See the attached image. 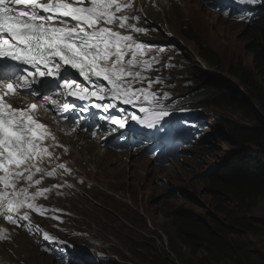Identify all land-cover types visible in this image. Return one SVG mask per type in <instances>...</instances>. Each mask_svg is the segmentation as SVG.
Instances as JSON below:
<instances>
[{
    "label": "rangeland",
    "instance_id": "rangeland-1",
    "mask_svg": "<svg viewBox=\"0 0 264 264\" xmlns=\"http://www.w3.org/2000/svg\"><path fill=\"white\" fill-rule=\"evenodd\" d=\"M159 5L161 8L152 7L158 16L156 21L152 20V23L145 18L148 27L154 26L159 34L153 31L147 35L140 33V42L150 48L146 58L156 57L158 61L152 65V73L159 67L168 36L175 38L182 48L181 59L186 67L184 81L192 83L187 89L197 96L200 105H205L202 107L207 113L204 145L174 165L160 166L146 157L118 154L108 145L79 142L76 140L79 136L63 137L67 151L72 148L71 153L66 151L65 162L87 182L77 185L76 191L58 203L74 214L72 227H80L81 232L88 233V239L95 237L110 243L115 254L126 264H181L179 254L188 255L189 250L182 247L177 238L176 225L180 220L175 216L179 210L192 213L200 222H220L228 232V226L223 216L216 213V203L204 184L223 163L246 152L248 147L236 137L238 129L264 125L260 124L257 112L250 110L249 103L242 106L237 102L234 108L213 106L210 100L214 92L208 85L214 78L228 81L248 99L232 72L242 68L259 82L254 51L262 43V31L256 26L224 20L198 0H166ZM184 30L187 34L183 33ZM199 44L206 49L211 65L201 59ZM110 155H114L111 162ZM64 180L63 183H69L68 178ZM90 208L95 214L89 213ZM262 216L264 198L251 215L255 220ZM255 240L264 248V237ZM193 252L191 249L190 253ZM3 255L10 261H5L6 264H58L42 255L23 235L15 245L5 247ZM188 261L197 264L192 256H188Z\"/></svg>",
    "mask_w": 264,
    "mask_h": 264
},
{
    "label": "snow or ice",
    "instance_id": "snow-or-ice-1",
    "mask_svg": "<svg viewBox=\"0 0 264 264\" xmlns=\"http://www.w3.org/2000/svg\"><path fill=\"white\" fill-rule=\"evenodd\" d=\"M233 2L253 5L257 0ZM224 14L231 18L230 12ZM142 19V9L136 7L135 0H0V218L18 227L27 222L29 232H40L31 224L30 213L62 211L36 203L62 187H42L43 180L71 174L65 163L51 167L60 159L55 148L63 146L37 119L41 105L14 106L10 100L40 96L55 107L56 100L45 93L58 89L82 101L107 98L138 108L142 116L132 113L130 119L148 129L170 116L164 103L169 94H160L152 87L161 79L144 75L158 61L156 57L145 58L150 48L133 35L150 30L138 26ZM34 84L40 87L33 88ZM69 107L64 103L60 111ZM95 107L108 112L116 104ZM108 119L124 128L129 116ZM50 218L60 219L55 215ZM6 232L0 228V239ZM43 239L66 245L47 232H43ZM70 264L87 262L72 260Z\"/></svg>",
    "mask_w": 264,
    "mask_h": 264
},
{
    "label": "trees",
    "instance_id": "trees-1",
    "mask_svg": "<svg viewBox=\"0 0 264 264\" xmlns=\"http://www.w3.org/2000/svg\"><path fill=\"white\" fill-rule=\"evenodd\" d=\"M258 28L263 33L262 43L254 51L259 82L242 68L234 70L232 75L257 108L249 106L251 111L257 112L258 120L262 124L264 22L258 24ZM183 33L187 34V31L184 30ZM199 45L201 59L211 65L206 49ZM208 85L209 90L214 92L213 97L210 93L213 106L234 108L237 102L242 106L249 105L243 93L233 83L214 78ZM236 137L248 147L246 152L223 163L204 184L209 188V194L216 203L215 211L223 216L228 232L220 222H200L192 213L179 210L175 216L180 220V224L176 225L177 238L182 242V247L189 250L188 255L179 254L181 264H190L188 256L196 258L197 264H264V248L253 241L255 238L259 240L264 237V216L259 220L251 217L260 200L264 198V128L262 125L252 129L240 128ZM226 205L229 208H224ZM88 211L93 214L91 208ZM191 249L193 253H190Z\"/></svg>",
    "mask_w": 264,
    "mask_h": 264
},
{
    "label": "clouds",
    "instance_id": "clouds-1",
    "mask_svg": "<svg viewBox=\"0 0 264 264\" xmlns=\"http://www.w3.org/2000/svg\"><path fill=\"white\" fill-rule=\"evenodd\" d=\"M142 1L139 0L138 3ZM166 0H155L152 5L146 4V8L157 7L159 3ZM202 5L208 7L212 12L219 14L224 20L230 21L235 24L245 26H256L264 22V0H257L253 5H240L239 3L233 2V0H198ZM138 3L136 7L139 8ZM225 12H230L231 18L225 15ZM143 19L145 23L144 12L142 11ZM241 16L244 18L241 19ZM252 17V19H251ZM147 24V23H146ZM150 32L159 31L154 26L148 27ZM163 60H161L159 77L162 81L167 78L168 82L165 83L163 91H159L160 94L168 93L169 99L166 100V105L170 112L169 117H165L164 121L157 126L160 133L163 134V139L158 145V136L152 137V143L148 144V148L143 149L145 151L144 156H139L133 153H118V154H130L131 156L146 157L149 161H152L160 166H171L178 162L180 159L193 154L192 150L200 145H204L205 138L207 135V124H206V110L205 105H200V101L197 100V96L187 89L192 83L184 81L183 71L185 66L184 61L181 59L183 51L178 45L175 38L167 37L164 41L163 48ZM170 53H174L172 56ZM172 69V70H171ZM248 103L253 104L250 99H247ZM198 105V106H197ZM251 105V106H252ZM255 106V105H254ZM253 108V106H252ZM255 109H257L255 107ZM263 118V117H262ZM142 128H145L144 126ZM138 139L145 140L143 136ZM100 143V142H98ZM101 145V143H100ZM102 146V145H101ZM158 146V151L154 152ZM109 148V147H108ZM117 153V152H116ZM83 178V176H82ZM93 214L94 210L91 208ZM72 213V212H71ZM74 216V214L72 213ZM75 217V216H74ZM85 220V218H82ZM74 219H72L73 222ZM41 230L51 235H57L62 238L60 233L68 231L64 239L69 244V249L62 248L56 249L55 247L48 244L44 239L37 238L39 244L34 243L26 234V228L23 230L17 229L18 234L16 236H26L29 238L37 247L38 251L47 257L52 258L58 264H70L72 260H83L87 264H126L122 261L118 255L115 254V249L107 241L91 237L90 239H82L86 232H81V228L72 227L58 222H34ZM57 225L61 230L54 228ZM63 230V231H62ZM17 243V242H16ZM16 243L6 244L1 248L0 252V263L5 257L3 255L5 247L15 245ZM98 244L101 246L99 247ZM84 247V248H83ZM65 254V256L62 255Z\"/></svg>",
    "mask_w": 264,
    "mask_h": 264
},
{
    "label": "bare ground",
    "instance_id": "bare-ground-1",
    "mask_svg": "<svg viewBox=\"0 0 264 264\" xmlns=\"http://www.w3.org/2000/svg\"><path fill=\"white\" fill-rule=\"evenodd\" d=\"M164 2V1H163ZM171 2V1H170ZM138 6H139V9H142V11L144 12V16H145V18L146 19H148L149 21H151L152 23H153V21L152 20H154V21H156L157 19H158V16L154 13V11L149 7V8H146V4H145V1H140L139 3H138ZM158 6L160 7V5L158 4ZM161 8V7H160ZM190 9H191V7H189ZM155 9H157V8H155ZM168 9V8H167ZM158 11V10H157ZM162 21V20H161ZM159 22V21H158ZM165 23H168V21H165ZM168 31V30H167ZM149 34V33H148ZM152 37V36H151ZM149 54V53H148ZM150 56V55H149ZM152 57V56H151ZM146 58V57H145ZM15 99H18V98H15ZM52 127V126H51ZM53 129V131L55 132V137H56V140L59 142V144L60 145H63V147H61L60 149H57V148H55V152L57 151V155L62 159V161L63 162H65V160H66V155L68 154V153H71L72 152V148H70V149H68V153L67 152H65V148H66V145L64 144L65 142V140H63V138L59 135V133H58V130H57V125L54 127V128H52ZM85 139V137H83L82 135L81 136H79V138H77L76 140H78L79 142H81L82 140H84ZM72 147V146H71ZM51 150V149H50ZM113 156L114 155H110L108 158L110 159V162L112 161L111 159L113 158ZM102 160H103V162L106 164V159H105V157L103 156L102 157ZM62 161H59L58 163H60V162H62ZM52 164H53V162H52ZM51 164V165H52ZM64 179H66V178H63V179H61V182L63 183V182H66V180H64ZM21 248L23 249V246H22V244H21ZM9 262L10 263V261H9V259H8V257H4L3 258V260H2V262H3V264H6V263H4V262Z\"/></svg>",
    "mask_w": 264,
    "mask_h": 264
},
{
    "label": "water",
    "instance_id": "water-1",
    "mask_svg": "<svg viewBox=\"0 0 264 264\" xmlns=\"http://www.w3.org/2000/svg\"><path fill=\"white\" fill-rule=\"evenodd\" d=\"M251 104V103H250ZM252 105V104H251ZM253 106V108H255V106L254 105H252ZM262 124H264V119L262 118ZM264 126V125H263Z\"/></svg>",
    "mask_w": 264,
    "mask_h": 264
}]
</instances>
